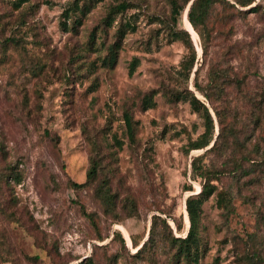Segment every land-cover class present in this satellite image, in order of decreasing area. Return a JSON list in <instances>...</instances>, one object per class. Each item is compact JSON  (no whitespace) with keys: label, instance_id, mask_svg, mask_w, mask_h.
<instances>
[{"label":"rangeland","instance_id":"rangeland-1","mask_svg":"<svg viewBox=\"0 0 264 264\" xmlns=\"http://www.w3.org/2000/svg\"><path fill=\"white\" fill-rule=\"evenodd\" d=\"M121 1L128 7L106 24ZM12 2L0 0V264H184L162 246L135 255L132 240L148 238L152 215L185 235V199L200 190L191 161L203 153L204 165L219 172L217 192L202 206L197 264H264V0L217 6L205 63L186 12L179 21L197 53L198 82L205 84L209 63L232 82L227 101L215 103L222 123L209 106L215 146L189 151L203 126L188 102L167 96L194 90L193 72L187 80L181 73L187 48L169 35L167 0H29L18 9ZM75 2L88 13L67 31L64 11ZM255 4L257 12L241 11ZM12 36L18 42L4 41ZM151 90L144 110L141 98ZM96 153L117 214L102 211L91 186H72L85 181ZM222 191L232 196L228 216L217 203ZM128 194L135 207L124 206Z\"/></svg>","mask_w":264,"mask_h":264},{"label":"trees","instance_id":"trees-1","mask_svg":"<svg viewBox=\"0 0 264 264\" xmlns=\"http://www.w3.org/2000/svg\"><path fill=\"white\" fill-rule=\"evenodd\" d=\"M29 0H13L12 4L16 9L20 8L23 3ZM170 6V13L167 19V25L169 29V35L173 40L180 41L186 48L187 54L185 55L181 63V73L185 80H187L193 72L194 74V90L188 88L182 90H174L168 92L167 96L172 100H182L188 102L190 108L196 112L201 119L203 126L202 133L195 139L189 142L188 151L191 149H201L208 146L212 141V146L207 149L210 150L215 146L217 137L214 139L215 130V119L210 111V107L218 116L219 123H222L221 112L216 106V102L225 103L227 101V91L225 87L231 85V81H228V75L224 68H216L212 63L208 65L207 80L205 84H200L198 82V71L199 67L193 70L194 66L198 64L197 53L190 35V32L179 26V21L182 18L184 12H186V17L190 22L192 28L196 31L199 36V44L202 48L203 63L206 62V56L209 53V47L211 45V32L212 28L210 25V19L217 6L224 2V0H167ZM255 0H237L241 7H246L252 4ZM258 5L255 4L249 8L241 10L242 12H257ZM88 7L85 4L79 6L77 2L73 3L71 8L64 11V15L68 20L63 21L64 29L73 30L81 25L82 16L88 13ZM128 7L125 1L119 2L115 6L109 8L108 13L104 19L106 24L111 25L116 15L123 13ZM69 21V26L68 22ZM117 39L123 37L125 34V24L120 23L115 30ZM117 40V41H118ZM6 43L8 42H18L15 37H8L4 39ZM114 44L109 52V57L107 63L112 65L116 59V50ZM202 65V64H201ZM195 91L203 96V100L198 98ZM154 95V90L145 94L141 98V108L146 110L151 107L152 96ZM210 106V107H209ZM123 119L126 125L128 136L131 138L133 136V124L131 116L126 112L123 115ZM220 133H218V136ZM206 150V151H207ZM90 157V165L86 173V179L82 183L72 182V186L75 188H82L85 186H91L93 189V195L100 202L102 206V211L111 215L117 214V194L113 192L111 188V183L109 179L105 176H101L103 170V157L100 155ZM204 153L197 155L192 158L191 161V171L192 178L200 179V190L187 196L185 199V209L189 220V226L184 236H177L172 232L170 225L167 220L159 215H152L151 227L149 231L148 238L142 242L140 240H135L132 243L134 246H138L135 255H141L145 252L147 254H152L156 248L162 246L169 249L171 252V258L176 262L184 264H197L200 257V247L201 232H200V222L201 215L203 212L204 202L213 194L217 192V186L215 181L218 179V170L210 169L208 166L204 165ZM239 166L238 168H241ZM243 169V167H242ZM248 174V172H245ZM9 174H12L14 180L19 182L21 180L20 173L15 170L14 167H9ZM191 190V186L186 188ZM232 196L229 191L218 192L217 203L226 216L233 212ZM124 206L135 207L136 202L129 194L123 199ZM84 215L91 219L92 214L83 211ZM181 226L177 224V230L180 231ZM120 235L119 232H115ZM124 244V240H122Z\"/></svg>","mask_w":264,"mask_h":264}]
</instances>
